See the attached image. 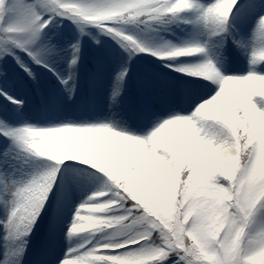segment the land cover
I'll list each match as a JSON object with an SVG mask.
<instances>
[{
    "label": "snow or ice",
    "instance_id": "obj_1",
    "mask_svg": "<svg viewBox=\"0 0 264 264\" xmlns=\"http://www.w3.org/2000/svg\"><path fill=\"white\" fill-rule=\"evenodd\" d=\"M0 264H264V0H0Z\"/></svg>",
    "mask_w": 264,
    "mask_h": 264
}]
</instances>
